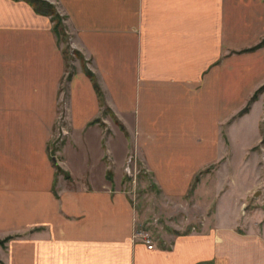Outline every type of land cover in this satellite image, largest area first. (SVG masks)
Instances as JSON below:
<instances>
[{"label":"crops","instance_id":"1","mask_svg":"<svg viewBox=\"0 0 264 264\" xmlns=\"http://www.w3.org/2000/svg\"><path fill=\"white\" fill-rule=\"evenodd\" d=\"M48 1L71 68L50 16L0 0V264H264V92L240 114L264 0ZM127 163L198 227L149 248Z\"/></svg>","mask_w":264,"mask_h":264},{"label":"rangeland","instance_id":"2","mask_svg":"<svg viewBox=\"0 0 264 264\" xmlns=\"http://www.w3.org/2000/svg\"><path fill=\"white\" fill-rule=\"evenodd\" d=\"M63 24L65 25V21L63 19ZM64 49L68 46V43L65 44L61 42ZM70 50V48H69ZM68 59V67L71 68V60L75 59V57L70 54ZM263 86V85H262ZM263 91L259 92L258 97ZM116 121V120H115ZM115 124V123H114ZM60 144V143H59ZM59 144H55V147H59ZM237 158L244 155L243 151H236ZM243 157V156H242ZM257 160V159H256ZM130 161V160H129ZM262 161L258 159L256 161L255 167H249L247 171L244 173L243 180L238 181L239 184L250 183V181L255 176V171L257 169V165ZM127 163L125 167H123V181H122V189L128 191L131 196V200L135 207L138 209L143 216V229L146 228L151 234V238L158 242L164 241V235L167 234H178L183 232H188L193 230V226H197V223L192 220V212L187 209L183 210L181 206H177L175 201H171L170 199H164L162 195L157 190L155 183L149 177V175L144 171V169L140 166H136L135 164ZM130 168V169H129ZM214 167H210L207 171H211ZM240 176H243L242 174ZM264 188V184H263ZM258 192V195L256 193ZM250 201L249 205L254 207L258 205L264 209V189L259 190H251L250 193ZM190 209L191 206H190ZM191 218V221H190ZM181 221H185L182 222ZM175 224H180L183 228L180 230L175 229ZM3 240V239H0ZM7 242V241H6ZM6 242L3 247H6ZM9 242V240H8ZM1 245V244H0Z\"/></svg>","mask_w":264,"mask_h":264},{"label":"trees","instance_id":"3","mask_svg":"<svg viewBox=\"0 0 264 264\" xmlns=\"http://www.w3.org/2000/svg\"><path fill=\"white\" fill-rule=\"evenodd\" d=\"M24 1H26L28 4H30L37 13L42 14V15L50 16L51 20L53 22V31L56 34V36L58 38V41L60 43L61 42H64L65 44L68 43L69 36L67 34V31H66V26L63 24L64 17L59 13V11L57 10V7L55 6V4L51 3L48 0H24ZM262 46H264V39L261 42H259L257 45H255V46H253L251 48H247L244 51H250V50L262 47ZM69 48H70V46H69V43H68V46L65 49H63L64 54L66 55V58H68L70 56ZM76 54L81 56V54H79V53H76ZM83 67H84L85 72L88 74V76L93 80V83H94V86H95V88H96V90L98 92L100 101L103 103L104 102L103 101V94H102V91H101V89L99 87V84H98V82L96 80V77H95L94 73L92 71H90L85 66V63H83ZM70 75H71V73L69 74V77H70ZM263 90H264V85L261 86L254 93V95L249 99L247 105L240 111V114H244V113L249 111L251 104L255 100L258 99L259 92H261ZM198 179L199 178L197 177L195 179L194 183L197 182ZM9 239L10 238L7 237V238H5L3 240H0V244L4 245V243L6 241H8Z\"/></svg>","mask_w":264,"mask_h":264},{"label":"built area","instance_id":"4","mask_svg":"<svg viewBox=\"0 0 264 264\" xmlns=\"http://www.w3.org/2000/svg\"><path fill=\"white\" fill-rule=\"evenodd\" d=\"M143 237L145 238L148 247L152 249L154 247V244L152 243V239L150 238V236L148 234H144Z\"/></svg>","mask_w":264,"mask_h":264},{"label":"water","instance_id":"5","mask_svg":"<svg viewBox=\"0 0 264 264\" xmlns=\"http://www.w3.org/2000/svg\"><path fill=\"white\" fill-rule=\"evenodd\" d=\"M256 195H258V192L256 193Z\"/></svg>","mask_w":264,"mask_h":264}]
</instances>
